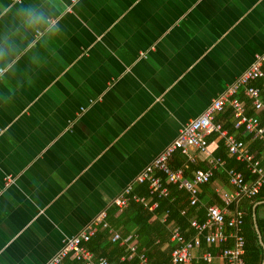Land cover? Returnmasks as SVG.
Listing matches in <instances>:
<instances>
[{"label":"crops","instance_id":"0c3cea01","mask_svg":"<svg viewBox=\"0 0 264 264\" xmlns=\"http://www.w3.org/2000/svg\"><path fill=\"white\" fill-rule=\"evenodd\" d=\"M261 52L264 0H0V264H44ZM226 107L218 120L255 154ZM222 139L210 140L215 156ZM194 153L174 161L190 176L205 165ZM216 172L201 198L221 203L231 187ZM255 217L264 200V264Z\"/></svg>","mask_w":264,"mask_h":264},{"label":"built area","instance_id":"2783aa9c","mask_svg":"<svg viewBox=\"0 0 264 264\" xmlns=\"http://www.w3.org/2000/svg\"><path fill=\"white\" fill-rule=\"evenodd\" d=\"M21 1V0H17ZM75 1V0H73ZM68 11L71 6H68ZM56 20H52V23ZM40 33V32H38ZM146 56L145 52L141 53ZM6 68H0V76ZM255 80H262V86L254 85ZM264 52L257 53L252 64L235 80L226 91L221 92L205 110L197 117L190 119L179 130L177 136L170 141L139 173L121 190L111 201L109 206L101 210L77 234L65 239L63 246L44 264H68L69 257L82 264H112L106 256L96 254L86 246L101 229H108L113 242L120 241L127 245L128 257L137 253L138 234L123 236L109 221V209L113 206L122 212L131 202H142L149 210L155 212L159 208L156 197H167L171 190L169 185L175 184L189 193V207L204 208L206 213L203 219L197 215L190 219L191 230L183 231L182 227L174 221H168L169 210L161 220L168 222L171 232V241L175 247L170 253V264H186L196 260H205L212 264L216 259L226 264H246V237L244 222L246 211L242 202L253 199L264 186V162L258 158L248 147L247 143L231 135L217 118L227 105L233 109L237 123L244 126L247 134L253 140L261 139L264 143V123L260 115H249L248 106L255 109H264ZM244 92L241 98L238 93ZM246 97L250 100L246 99ZM83 110V109H82ZM217 133L225 139L228 154L247 163L253 178H246L242 170L229 167L221 156H215L210 149L208 137ZM180 152L188 157V162L197 163L194 152L203 155L205 165L192 169L188 175L190 165L175 167L173 162L176 154ZM224 170L228 176L230 189L220 188L217 194L221 203H210L201 198L202 186L209 183L216 171ZM8 183L12 176H8ZM148 184L150 196H140L134 193L136 185ZM182 209V214L189 208ZM188 233L189 236L185 235ZM205 243V249L202 250ZM218 249L214 253L211 248ZM202 250V251H201ZM123 259L126 256L122 257ZM140 264H152L145 252L139 255Z\"/></svg>","mask_w":264,"mask_h":264},{"label":"trees","instance_id":"16d2710c","mask_svg":"<svg viewBox=\"0 0 264 264\" xmlns=\"http://www.w3.org/2000/svg\"><path fill=\"white\" fill-rule=\"evenodd\" d=\"M252 84L262 86V80H255L252 82ZM238 94L241 98H244V92H240ZM226 112L229 116H232V107L230 106V110ZM248 114L260 115L264 123V109L257 110L251 104H249ZM241 130H244L243 125ZM213 134L208 137L209 141L211 140ZM247 138H251V134H248ZM224 146L225 139L223 138L220 143V151L217 153V155L228 158L227 150L225 151V149H223ZM253 148L255 149V154L257 157H260L264 154V143L261 139L255 140ZM235 157L236 156L228 158V166L242 170L245 173L246 178H248L251 175V172L249 168L246 167V163L237 160ZM183 161L184 160L181 158H176V162H173V165L178 167L182 165ZM187 173L190 175V169ZM214 177L209 183L213 181ZM209 183L205 184V186H207ZM170 190L171 194L169 196L156 197L159 202V208L158 212H156L158 214V218L155 220H152L154 212L149 210V208H147L142 202L136 201L134 199L131 200L129 205L118 214H116L118 212V208L116 206H113L109 209V221L115 228L122 230L124 235L130 233L131 231H135L138 234L139 244L137 253L131 258L128 257L129 250L127 249V245L120 244V241L113 242L110 239L108 229L99 230L96 236H94L88 242L90 249L96 252L98 257L106 256L112 264H140L139 255L141 252H145L150 257V261L152 263L156 262L157 264H165L170 262V253L175 247V244L170 240L171 232L167 226L168 222H163L161 220L165 212L169 210L168 221L174 220L182 227L183 231L191 230L190 219L192 217L197 215L200 219H203L206 213L204 208L197 209L196 206L189 207V193L186 189H180L177 185L171 184ZM134 193H137L140 196L149 197L150 193L148 184L145 183L137 185L134 189ZM263 200L264 186L259 194L253 199H246L244 202H242V208L246 211L244 222V234L247 241L245 254L246 264H262L263 248L260 243V237L255 224L256 221L254 219V208L257 202ZM213 202V200L210 201V203ZM217 202H220V200ZM187 207L189 208L186 210V213L182 214V209ZM256 220L264 237V219L256 218ZM185 235L189 236L188 233H185ZM167 241L172 242V245H169L168 248L162 250V246ZM211 250H213L214 253L218 252V249L215 247H212ZM123 256H126V258L123 259ZM198 263L208 264L203 259H201V261Z\"/></svg>","mask_w":264,"mask_h":264},{"label":"clouds","instance_id":"9594fccd","mask_svg":"<svg viewBox=\"0 0 264 264\" xmlns=\"http://www.w3.org/2000/svg\"><path fill=\"white\" fill-rule=\"evenodd\" d=\"M38 19H40V18L37 17L36 15L32 16L33 21H36ZM48 31L52 34L51 41H53L57 38L58 34L62 31V28H61L59 22L57 21V22L48 24Z\"/></svg>","mask_w":264,"mask_h":264},{"label":"water","instance_id":"95a60500","mask_svg":"<svg viewBox=\"0 0 264 264\" xmlns=\"http://www.w3.org/2000/svg\"><path fill=\"white\" fill-rule=\"evenodd\" d=\"M256 218V217H255Z\"/></svg>","mask_w":264,"mask_h":264}]
</instances>
